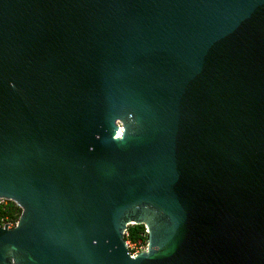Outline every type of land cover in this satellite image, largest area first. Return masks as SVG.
Here are the masks:
<instances>
[{"label":"water","instance_id":"obj_1","mask_svg":"<svg viewBox=\"0 0 264 264\" xmlns=\"http://www.w3.org/2000/svg\"><path fill=\"white\" fill-rule=\"evenodd\" d=\"M0 200V264H264V0H0Z\"/></svg>","mask_w":264,"mask_h":264},{"label":"trees","instance_id":"obj_2","mask_svg":"<svg viewBox=\"0 0 264 264\" xmlns=\"http://www.w3.org/2000/svg\"><path fill=\"white\" fill-rule=\"evenodd\" d=\"M3 201L5 202L0 203V223L3 222V219L12 222L17 221L20 216V207L14 201ZM145 230L146 228L144 225L130 226L128 229L127 240H130L132 242L148 240V235H145Z\"/></svg>","mask_w":264,"mask_h":264},{"label":"built area","instance_id":"obj_3","mask_svg":"<svg viewBox=\"0 0 264 264\" xmlns=\"http://www.w3.org/2000/svg\"><path fill=\"white\" fill-rule=\"evenodd\" d=\"M17 223V221L15 222H12V221H7L5 219H3V222L0 223L2 225L4 224H9V226H14L15 224ZM146 228V227H145ZM127 235H128V232H127ZM145 235H148V230L146 228L145 230ZM144 235V236H145ZM127 246L132 254V256H136L138 255L139 253L143 252V251H146L147 250V247H148V240H145V241H139V242H132L130 240H127Z\"/></svg>","mask_w":264,"mask_h":264},{"label":"rangeland","instance_id":"obj_4","mask_svg":"<svg viewBox=\"0 0 264 264\" xmlns=\"http://www.w3.org/2000/svg\"><path fill=\"white\" fill-rule=\"evenodd\" d=\"M5 201L1 200L0 203H4Z\"/></svg>","mask_w":264,"mask_h":264}]
</instances>
